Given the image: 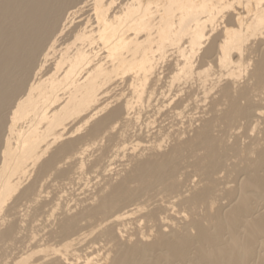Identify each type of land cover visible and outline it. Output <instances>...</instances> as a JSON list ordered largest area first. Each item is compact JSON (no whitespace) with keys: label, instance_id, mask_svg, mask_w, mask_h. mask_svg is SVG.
<instances>
[{"label":"bare ground","instance_id":"obj_1","mask_svg":"<svg viewBox=\"0 0 264 264\" xmlns=\"http://www.w3.org/2000/svg\"><path fill=\"white\" fill-rule=\"evenodd\" d=\"M0 264H264V0H0Z\"/></svg>","mask_w":264,"mask_h":264}]
</instances>
